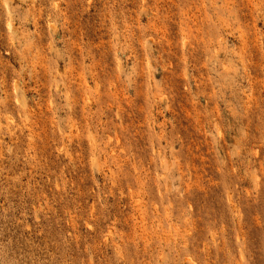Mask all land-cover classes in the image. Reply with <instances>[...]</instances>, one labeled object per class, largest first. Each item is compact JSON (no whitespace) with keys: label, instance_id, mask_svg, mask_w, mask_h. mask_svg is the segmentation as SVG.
<instances>
[{"label":"rangeland","instance_id":"rangeland-1","mask_svg":"<svg viewBox=\"0 0 264 264\" xmlns=\"http://www.w3.org/2000/svg\"><path fill=\"white\" fill-rule=\"evenodd\" d=\"M0 264H264V0H0Z\"/></svg>","mask_w":264,"mask_h":264},{"label":"bare ground","instance_id":"bare-ground-1","mask_svg":"<svg viewBox=\"0 0 264 264\" xmlns=\"http://www.w3.org/2000/svg\"><path fill=\"white\" fill-rule=\"evenodd\" d=\"M11 28H12V25H11Z\"/></svg>","mask_w":264,"mask_h":264}]
</instances>
